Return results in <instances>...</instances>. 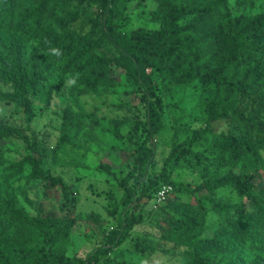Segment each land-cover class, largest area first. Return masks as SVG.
Instances as JSON below:
<instances>
[{
	"label": "trees",
	"instance_id": "1",
	"mask_svg": "<svg viewBox=\"0 0 264 264\" xmlns=\"http://www.w3.org/2000/svg\"><path fill=\"white\" fill-rule=\"evenodd\" d=\"M148 1L155 3L150 14L159 27H138L123 36L119 21L130 5ZM231 4L232 0H0V101L23 109L27 128L36 115L34 98L49 105L54 94L68 89L73 98L109 93L117 87L111 75L114 67L135 78L145 107L143 141L119 181L122 197L109 195L107 211L117 216V223L85 258L68 253L78 218L69 212L31 215L20 205V196L27 198V192L16 180L39 179L49 187L60 186L65 204L70 186L44 170L45 151L34 135L0 120V141L22 139L31 152L19 161H7V151L0 146V264H128L112 253L146 220L141 200L152 197L161 183L182 187L172 179L169 166L190 153L176 131L162 171L150 173L156 161L155 137L163 128V97L155 74L166 93L195 84L216 87L206 105L207 124L193 132L191 141L207 134L217 155L209 161L197 155L202 181L188 185L190 198L177 196L165 204L164 217L157 220L161 237L174 248H184L189 264H264V11L234 14ZM92 6L96 9L90 23L76 28L84 8ZM50 47L60 48L63 55H48ZM77 73L76 84L66 86L68 74ZM222 122L226 128L218 129L215 123ZM112 123L114 136L125 139L121 128L127 120L115 118ZM62 124L57 146L79 147L73 139L82 134L86 141L95 140L100 121L68 106ZM229 164L240 172H223ZM27 166L30 173L25 175ZM99 168L112 173L109 162H100ZM225 187L248 202L218 198L217 190ZM210 213L218 216L219 224L213 235L205 236ZM139 240L134 248L146 253L149 249Z\"/></svg>",
	"mask_w": 264,
	"mask_h": 264
},
{
	"label": "rangeland",
	"instance_id": "2",
	"mask_svg": "<svg viewBox=\"0 0 264 264\" xmlns=\"http://www.w3.org/2000/svg\"><path fill=\"white\" fill-rule=\"evenodd\" d=\"M239 2L240 0H232L234 14H255L264 11V0H246L244 4ZM154 6L152 1L139 6L132 3L128 15L119 21L120 33L129 37L138 27L158 28L159 24L152 20L150 14ZM95 9L93 6L84 8V13L75 23V27L90 23L89 20L95 16ZM88 29L89 26H86V30ZM111 75L116 78L117 87L109 93L91 92L73 98L68 89L62 95L54 94L49 105L34 98L36 115L30 123L31 128L26 127L22 108L0 101V120L25 129L30 137L34 135L45 151L42 162L44 170L61 177L70 186L69 200L65 204L60 186L49 187L39 179L30 182L25 179L16 180V184L21 185L27 192V198L20 196V205L31 215H36L38 211L53 212L57 215L69 212L78 218L68 253L82 258L103 242L105 231L116 225L117 216L113 217L107 211L109 195L112 193L118 199L122 197L124 189L119 181L132 167L136 150L144 138L142 123L145 120V107L135 78L125 69L117 67H114ZM153 79L158 86L157 91L163 97L160 109L163 128L155 137L156 161L154 167L150 168V173L153 175L162 171L173 146V135L178 131V141H184L190 153L179 160L171 161L169 170L172 179L184 185L175 187L161 183L152 197L143 198L140 203L144 208L146 220L135 226L131 234L132 239H128L116 249L112 256L119 261L125 260L128 264H189L184 248H174L173 243L161 237L157 220L164 217L163 208L170 199L177 196L190 198L188 185L202 181V170L197 163V155H202L206 161L214 160L217 155V149L213 147L207 134L196 142L191 141L193 132L207 124L206 105L215 97L216 87L203 88L195 84L189 88L174 87L171 93H166L161 88L158 74H155ZM2 87L10 89L8 85L2 84ZM68 106H72L75 111L98 117L100 125L95 131V140L86 141V136L80 134L78 138L73 139V143L79 147H73L71 144L57 146L63 131L64 110ZM115 118L127 120V124L121 128L125 139H117L114 136L112 119ZM215 125L218 129L226 128V123L223 122ZM0 146L7 151V161H19L31 153L27 142L22 139L2 140ZM103 161L111 163L112 173L99 168V163ZM229 170L240 172L239 167L230 164L222 168L223 172ZM28 173L30 166H27L24 174ZM164 186L169 190L165 198H161L159 194ZM217 197L234 203L248 202L229 187L218 189ZM218 224V216L210 213L209 225L204 235H213ZM136 239H140L142 246L149 249L146 253L136 251Z\"/></svg>",
	"mask_w": 264,
	"mask_h": 264
},
{
	"label": "clouds",
	"instance_id": "3",
	"mask_svg": "<svg viewBox=\"0 0 264 264\" xmlns=\"http://www.w3.org/2000/svg\"><path fill=\"white\" fill-rule=\"evenodd\" d=\"M47 54L52 55V56H56V57H60L63 55L60 48H58V47H50ZM78 78H79L78 73L75 75L68 74V76L65 80V85L66 86H74L76 84Z\"/></svg>",
	"mask_w": 264,
	"mask_h": 264
},
{
	"label": "built area",
	"instance_id": "4",
	"mask_svg": "<svg viewBox=\"0 0 264 264\" xmlns=\"http://www.w3.org/2000/svg\"><path fill=\"white\" fill-rule=\"evenodd\" d=\"M168 187L167 186H164L162 189H161V191H160V197L161 198H165V195H166V193L168 192Z\"/></svg>",
	"mask_w": 264,
	"mask_h": 264
}]
</instances>
